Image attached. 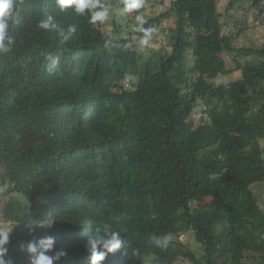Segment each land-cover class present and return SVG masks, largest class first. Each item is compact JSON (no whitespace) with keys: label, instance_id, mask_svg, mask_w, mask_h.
<instances>
[{"label":"trees","instance_id":"trees-1","mask_svg":"<svg viewBox=\"0 0 264 264\" xmlns=\"http://www.w3.org/2000/svg\"><path fill=\"white\" fill-rule=\"evenodd\" d=\"M218 1L171 0L167 12L145 15L140 27L154 29L146 47L174 17L166 55L163 47L139 51L132 37L61 11L56 0H17L11 51L0 56V198L14 225L15 264H28L21 245L34 236L26 225L48 213L56 225L35 235L56 238L67 252L60 264H88V235L104 223L125 237L126 254L103 264L264 262V208L253 191L264 184L255 124L264 113V43L234 47L240 34L223 33ZM254 5L264 11V0ZM47 14L63 36L38 27ZM226 52L256 62L235 59L230 68ZM235 72L240 79L212 82ZM200 104L205 117L196 124ZM183 229L204 246L202 257L179 241ZM153 235L176 239L165 249Z\"/></svg>","mask_w":264,"mask_h":264},{"label":"clouds","instance_id":"clouds-1","mask_svg":"<svg viewBox=\"0 0 264 264\" xmlns=\"http://www.w3.org/2000/svg\"><path fill=\"white\" fill-rule=\"evenodd\" d=\"M56 4L61 11L71 10L77 15L86 17L88 23L93 26L105 25L113 19L119 21L134 11L137 13L136 21L140 25L146 23L145 12L140 11L145 7L144 0H124L123 7H113L107 3V0H56ZM16 17L17 0H0V56L11 51L13 37L10 35V22H13ZM54 21V16L47 14L46 18L39 21L38 27L42 30L58 29L59 34L63 36L64 29L59 28ZM137 30L143 33L140 43L147 45L153 37L154 29L140 27ZM67 31L69 34L75 33L76 26H69ZM70 38V35L64 37L61 43ZM125 47H131V45L128 44ZM56 223V217L48 213L26 225L29 228V233L34 236L26 245H21V251L28 253V264H60L62 258L67 256L66 251L57 250L54 236L35 235L38 229L51 230ZM151 240L165 249L169 244L167 236L153 235ZM10 243L9 232L0 231V264H15L9 255ZM124 248H126L125 237H122L119 231L114 230L111 224L104 223L88 235L86 242V250L90 254L88 264H103L109 254L120 252L121 255H124L126 253L121 251ZM133 254L138 255V250H134Z\"/></svg>","mask_w":264,"mask_h":264},{"label":"rangeland","instance_id":"rangeland-1","mask_svg":"<svg viewBox=\"0 0 264 264\" xmlns=\"http://www.w3.org/2000/svg\"><path fill=\"white\" fill-rule=\"evenodd\" d=\"M164 1V3H162ZM233 2V3H232ZM107 3L111 4L113 7H123L124 0H107ZM255 0H219L218 8L223 15L222 25L223 33L225 35H236L240 34L234 40V47L237 49L242 47H258L264 43V11L262 12L261 5H254ZM171 7V0H153L150 4L146 5V8L140 11L145 12L147 16H159L167 12ZM137 13L134 11L130 13L126 18H121L119 21L115 19L109 21L107 24V31L118 29L126 37H132L136 42L137 49L139 51H147L150 47L160 48L163 47L166 55L173 50L174 42L170 39V29L175 25V19L170 18L166 20L161 26L155 29L157 34L158 44L150 45L149 47L144 46L140 43L137 37L138 28L140 24L136 21ZM222 59L227 61L230 68H235V59H237L242 64L255 63L256 59L254 57H236L235 53H224L220 56ZM189 68H193L195 64L194 57L191 51L187 52V61ZM241 78V72H235L230 76L222 77L212 82L216 85H222L230 83ZM129 80L124 82V86L131 85ZM260 106V105H259ZM205 107L200 104L194 111L193 118L194 123L198 124L201 118L205 117ZM255 124L260 130L261 145L264 148V113H256ZM183 136H181L182 139ZM253 191L259 198L262 206L264 208V184L256 185L253 187ZM7 198H0V231H11L14 227L13 224L8 223L3 218V211ZM206 203V200L198 201L194 204L195 211H198ZM176 236H170L169 240H175ZM179 241L189 244L190 248L197 254V256L202 257L204 254V246L200 244L194 232H185L182 230L181 235L178 237ZM153 257H148L145 259L147 264H151ZM176 264H193L186 260H180ZM248 264H253L251 261ZM264 264V262L262 263Z\"/></svg>","mask_w":264,"mask_h":264}]
</instances>
